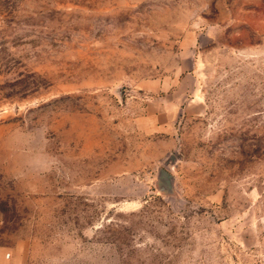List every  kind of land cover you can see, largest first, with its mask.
<instances>
[{
	"label": "rangeland",
	"instance_id": "1",
	"mask_svg": "<svg viewBox=\"0 0 264 264\" xmlns=\"http://www.w3.org/2000/svg\"><path fill=\"white\" fill-rule=\"evenodd\" d=\"M0 264H264V0H0Z\"/></svg>",
	"mask_w": 264,
	"mask_h": 264
}]
</instances>
